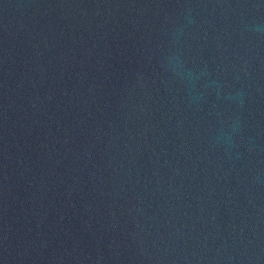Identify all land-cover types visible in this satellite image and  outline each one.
<instances>
[{"label":"water","instance_id":"obj_1","mask_svg":"<svg viewBox=\"0 0 264 264\" xmlns=\"http://www.w3.org/2000/svg\"><path fill=\"white\" fill-rule=\"evenodd\" d=\"M0 264H264V0H0Z\"/></svg>","mask_w":264,"mask_h":264}]
</instances>
